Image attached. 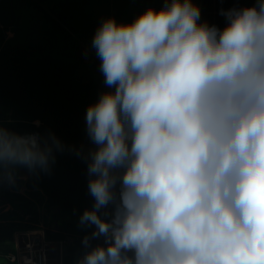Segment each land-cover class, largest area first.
I'll return each instance as SVG.
<instances>
[{
    "label": "clouds",
    "instance_id": "clouds-1",
    "mask_svg": "<svg viewBox=\"0 0 264 264\" xmlns=\"http://www.w3.org/2000/svg\"><path fill=\"white\" fill-rule=\"evenodd\" d=\"M220 14L223 29L163 0L97 28L110 91L86 111L93 230L77 264H264V0ZM55 151L54 134L0 119V188L49 173Z\"/></svg>",
    "mask_w": 264,
    "mask_h": 264
},
{
    "label": "trees",
    "instance_id": "trees-1",
    "mask_svg": "<svg viewBox=\"0 0 264 264\" xmlns=\"http://www.w3.org/2000/svg\"><path fill=\"white\" fill-rule=\"evenodd\" d=\"M127 1L126 14L114 0H0V119L20 134H54L63 145L49 173L21 169L15 186L0 188V264H19L11 258L18 232L42 230L63 243L62 264H77L85 251L82 239L93 229L80 226L79 217L94 203L85 159L94 145L85 117L110 91L92 40L106 18L130 23L148 7H163V0ZM215 2L201 0L200 22L214 25Z\"/></svg>",
    "mask_w": 264,
    "mask_h": 264
},
{
    "label": "rangeland",
    "instance_id": "rangeland-1",
    "mask_svg": "<svg viewBox=\"0 0 264 264\" xmlns=\"http://www.w3.org/2000/svg\"><path fill=\"white\" fill-rule=\"evenodd\" d=\"M114 1L117 5L118 10H119V8L124 7L126 14L128 13L129 10H126V5L131 3V1H127V0H114ZM114 8H116V6ZM133 20L134 19L132 18L131 22ZM7 35L12 36L13 32L11 30H8ZM36 231L44 233L42 230H36ZM43 237H44V235H42V234L41 235L34 234L31 236V239L25 245V247H24L25 251L21 252L22 250L19 249L18 254L15 257L18 259L19 264H35V263L55 264V263H53L56 260V258L54 257V250L55 251L59 250V252L57 251V255L58 254L61 255V252L63 251V247H62L63 243H57V242L45 243V247H47L46 250L50 253L48 258H45V255L42 253V251H38V250H34L31 253H26V251H28L29 249H34L33 243H36L37 240H43L44 239ZM70 240H71V238H70ZM17 241H20V243H21V241H22V243L24 242L23 239H19L18 237H17ZM28 244H30V246H28ZM49 262H51V263H49Z\"/></svg>",
    "mask_w": 264,
    "mask_h": 264
},
{
    "label": "crops",
    "instance_id": "crops-1",
    "mask_svg": "<svg viewBox=\"0 0 264 264\" xmlns=\"http://www.w3.org/2000/svg\"><path fill=\"white\" fill-rule=\"evenodd\" d=\"M194 2L197 3L201 9V0H194ZM251 3H252V0H223V2H221V0H219V5L215 2V4H217L218 7H216L213 10H210L209 14L213 15L212 16L213 17V24L216 25L218 28L223 29L226 25V19L223 15L220 14L222 9L227 10V9L234 8V7L235 8H243L245 6H251ZM161 8H158L157 10H159ZM201 13H202V10H201ZM206 22L209 25H211L209 19H206ZM113 91H114V89H113ZM61 257H62V252H61Z\"/></svg>",
    "mask_w": 264,
    "mask_h": 264
},
{
    "label": "built area",
    "instance_id": "built-area-1",
    "mask_svg": "<svg viewBox=\"0 0 264 264\" xmlns=\"http://www.w3.org/2000/svg\"><path fill=\"white\" fill-rule=\"evenodd\" d=\"M44 232V231H43ZM44 235V239L43 240H37V242L36 243H33V247H34V249H29L28 251H26V253H31V252H33L34 250H38V251H42V253L45 255V258H48L49 257V255H50V253L46 250L47 249V247H45V243H51L52 241H49V240H47L46 239V236H45V233H42V232H38V231H36V230H33V231H30L29 233H23V232H18L17 233V235H16V243H17V245H18V248L20 249V250H22L21 252H24L25 250H24V247H25V245L28 243V241L31 239V236L32 235H34V234H38V235ZM17 237L19 238V239H23L24 240V242L22 243V241H21V243H20V241H17ZM28 246H30V244H28ZM14 257H16V255H13ZM13 256H11V258L13 257ZM54 257L56 258V260L53 262V263H55V264H62V260L60 259L61 258V255H57V251H55L54 250ZM34 258V257H33ZM16 259V258H15ZM14 260V259H13ZM59 262V263H58ZM49 263H51V262H49Z\"/></svg>",
    "mask_w": 264,
    "mask_h": 264
},
{
    "label": "bare ground",
    "instance_id": "bare-ground-1",
    "mask_svg": "<svg viewBox=\"0 0 264 264\" xmlns=\"http://www.w3.org/2000/svg\"><path fill=\"white\" fill-rule=\"evenodd\" d=\"M35 264H40V263H35Z\"/></svg>",
    "mask_w": 264,
    "mask_h": 264
},
{
    "label": "flooded vegetation",
    "instance_id": "flooded-vegetation-1",
    "mask_svg": "<svg viewBox=\"0 0 264 264\" xmlns=\"http://www.w3.org/2000/svg\"><path fill=\"white\" fill-rule=\"evenodd\" d=\"M59 252V250H57Z\"/></svg>",
    "mask_w": 264,
    "mask_h": 264
}]
</instances>
